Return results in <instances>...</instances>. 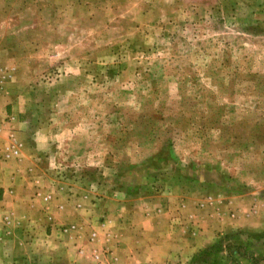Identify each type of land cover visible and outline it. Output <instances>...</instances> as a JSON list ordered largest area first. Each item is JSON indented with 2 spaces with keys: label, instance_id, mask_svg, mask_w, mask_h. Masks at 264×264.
I'll use <instances>...</instances> for the list:
<instances>
[{
  "label": "rangeland",
  "instance_id": "1",
  "mask_svg": "<svg viewBox=\"0 0 264 264\" xmlns=\"http://www.w3.org/2000/svg\"><path fill=\"white\" fill-rule=\"evenodd\" d=\"M0 94L58 191L264 220V0H0ZM190 264H264V230Z\"/></svg>",
  "mask_w": 264,
  "mask_h": 264
},
{
  "label": "crops",
  "instance_id": "2",
  "mask_svg": "<svg viewBox=\"0 0 264 264\" xmlns=\"http://www.w3.org/2000/svg\"><path fill=\"white\" fill-rule=\"evenodd\" d=\"M20 112L0 94V264H190L220 231L264 230V220L221 218L234 202L217 212L216 205L197 208L193 195L163 202L110 193L82 202L58 191L37 172L35 134ZM10 135L21 144L18 156L6 157Z\"/></svg>",
  "mask_w": 264,
  "mask_h": 264
},
{
  "label": "built area",
  "instance_id": "3",
  "mask_svg": "<svg viewBox=\"0 0 264 264\" xmlns=\"http://www.w3.org/2000/svg\"><path fill=\"white\" fill-rule=\"evenodd\" d=\"M20 147V142L14 136L10 135L9 145L5 148L7 151L6 157L18 156L20 154Z\"/></svg>",
  "mask_w": 264,
  "mask_h": 264
},
{
  "label": "trees",
  "instance_id": "4",
  "mask_svg": "<svg viewBox=\"0 0 264 264\" xmlns=\"http://www.w3.org/2000/svg\"><path fill=\"white\" fill-rule=\"evenodd\" d=\"M212 246V245H211Z\"/></svg>",
  "mask_w": 264,
  "mask_h": 264
}]
</instances>
